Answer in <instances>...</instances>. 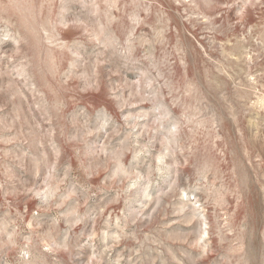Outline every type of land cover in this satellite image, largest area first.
I'll return each instance as SVG.
<instances>
[{
    "label": "rangeland",
    "instance_id": "374dc122",
    "mask_svg": "<svg viewBox=\"0 0 264 264\" xmlns=\"http://www.w3.org/2000/svg\"><path fill=\"white\" fill-rule=\"evenodd\" d=\"M0 264H264V0H0Z\"/></svg>",
    "mask_w": 264,
    "mask_h": 264
}]
</instances>
